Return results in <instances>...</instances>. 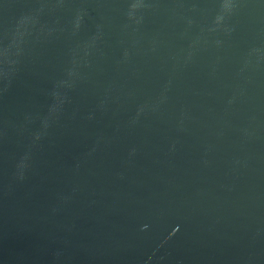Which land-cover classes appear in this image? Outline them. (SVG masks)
Here are the masks:
<instances>
[{"label": "water", "instance_id": "water-1", "mask_svg": "<svg viewBox=\"0 0 264 264\" xmlns=\"http://www.w3.org/2000/svg\"><path fill=\"white\" fill-rule=\"evenodd\" d=\"M0 264H264V0H0Z\"/></svg>", "mask_w": 264, "mask_h": 264}]
</instances>
